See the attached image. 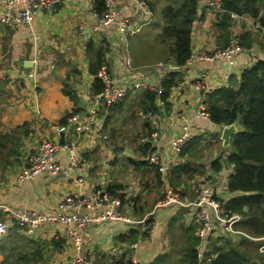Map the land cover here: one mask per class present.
<instances>
[{"label": "crops", "instance_id": "0c3cea01", "mask_svg": "<svg viewBox=\"0 0 264 264\" xmlns=\"http://www.w3.org/2000/svg\"><path fill=\"white\" fill-rule=\"evenodd\" d=\"M208 1L199 0L198 18L192 29V54L205 52L213 55L228 46L235 32L241 36L247 34L251 46L245 47V51L237 56V66L232 73L225 60H196L194 64L180 70L173 58H168L166 46L160 44L159 38L151 34L153 26L156 28L160 19V13L156 8L153 9L156 0H146L153 14L150 21L135 2L118 0V20L129 18L135 27H141L133 36L128 33L121 34L117 25L94 34L91 31L94 24V0H60L54 11L38 15L30 26L18 30L6 28L0 23V132H11L25 123L29 126V136L23 139L20 155L11 165L0 170V221L9 220V215L1 206H7L16 212L34 211L61 216L59 204L65 199L91 195L96 190H108L115 186V189L122 193L123 214L131 220L142 219L151 213L147 212L152 208L148 206V201H153L167 186L172 187V178L178 177L173 170L169 177L161 182L156 169H150L143 163L150 152L146 156L143 154L142 145L145 144L144 140L149 138L146 127H152L160 133L157 149L162 158L173 160V168L187 163L202 167L203 172L193 176L198 178L196 182L193 178L187 179L185 175L174 180H177V185L173 187L179 188L186 200H195L198 185L201 183L212 185L221 200L228 201L235 196L228 191L229 176L233 173V167L226 162L230 151L222 146V128L211 121L196 117L197 109L206 101L207 96L196 90L194 82L200 74H206V84L213 92L227 87L232 77H239L243 70L254 66L259 60H264V28L250 16L235 18L236 15H233L234 20L226 34L218 25L221 17L208 9ZM3 11L4 8L0 7V12ZM80 26H83L82 31ZM151 36L152 41L149 40ZM90 43L95 50L104 49L103 60L110 68L114 86L139 79L157 84L169 78L171 73L178 72L175 78L177 85L172 87L168 99L170 107L166 108L158 99L160 110L154 118L145 116L143 109L136 104H133L135 108L125 104L121 110L102 108L99 118L107 128L104 140L98 141L94 133L80 134L75 127L69 125L65 140L67 144H75V150L70 152L64 147L58 150L55 160L60 165L61 172L18 182L17 176L26 167L28 156L36 152L43 141L59 142V133L56 132L55 126H60L63 120L68 123L72 114L87 112L95 93L96 80L91 71L95 52L88 48ZM155 46L159 48L158 54L166 57L164 61L141 65L139 53L152 51ZM145 60L150 61L146 58ZM129 61L132 62L131 67L128 65ZM142 91L143 89L135 90L128 96L127 101L134 102L136 95ZM135 102L138 103V100ZM126 112L130 114L129 117L124 115ZM139 115L141 119L135 125L138 127V133L135 131L133 148L126 145L128 140H113L117 136L116 132L121 131V127L116 128V124H120L123 117H128L134 122ZM182 115L185 120L180 118ZM118 119L121 120L117 121ZM186 124L190 127L192 138L197 137L200 141V145L196 147V152L199 153L197 157L191 151L182 157L173 150L172 143L180 136L182 127ZM141 133L142 139L138 142L136 136ZM207 138L210 143L208 148ZM72 157L82 158L78 167H72ZM216 160L220 163L219 171L211 167ZM79 179H83V183H79ZM135 180H138L137 185ZM186 181H191L190 185L193 182L194 199L188 194ZM151 191L154 193L151 194ZM142 206L145 210L143 213L139 211ZM93 212V209L86 208L81 213ZM72 213L73 210L67 212ZM195 222L196 216L192 210H158L154 216L155 228L147 238L136 241H140L136 250L133 249L136 242L126 241L125 236L135 229L140 237L138 227L125 222L95 226L90 229L89 236L83 239L82 253L92 264H116L113 261L115 256H125L126 260L117 263L127 264L134 255L137 256L139 264H152L156 258L164 255H168V260L176 250V240L179 247L184 246L183 233L180 239L182 242L179 243L178 239L182 232L181 226H194ZM9 225L13 228L11 222ZM238 229L248 233L240 226ZM67 231V226L52 224L27 234L42 246L48 264H68L74 247L72 238L66 234ZM233 238L237 240L241 236ZM215 240L217 238L209 239L206 243L207 249Z\"/></svg>", "mask_w": 264, "mask_h": 264}, {"label": "trees", "instance_id": "16d2710c", "mask_svg": "<svg viewBox=\"0 0 264 264\" xmlns=\"http://www.w3.org/2000/svg\"><path fill=\"white\" fill-rule=\"evenodd\" d=\"M223 3L224 13L219 16L221 19L218 25L224 33L228 34V29L234 20L233 15L250 16L264 28V0H224ZM198 5L199 0H168L161 9V21L156 25V29L159 30L157 37L160 44L166 46L168 58L171 56L180 70L185 68L192 54V29L198 18ZM155 8L154 4L153 9ZM96 10L100 14L105 12V0H96ZM241 38L243 47L250 48L249 35L247 38V34H244ZM88 48L95 52V61H91V71L96 76L94 82V94H96L104 87L97 78V74L104 64L105 51L103 48L95 50L92 43L88 45ZM177 75L178 72H173L162 82L161 94L143 89L136 95L134 102L127 101V96L122 102L107 109L121 110L125 104L131 107L136 104L143 109L145 116L148 113L155 116L160 110L157 104L158 99L166 108L170 107L168 99L172 87L177 85L175 79ZM136 100L138 103L135 102ZM205 102L213 124L223 127L239 122L245 128V132L232 138V148L229 149L230 152L226 158V162L233 167V173L229 176L228 191L235 196L228 201L224 199L220 201H225L224 207L229 214L241 215L243 220L238 226L248 231L254 238L264 237V60H259L254 66L243 70L239 77H232L227 87L216 89L208 94ZM66 124V120H63L59 125ZM28 127L25 123L15 127L11 132H0V170L11 165L20 155L23 139L29 136ZM146 128L148 131L146 134L150 137L155 129ZM187 145L180 153L181 156L184 157L191 151L197 157L199 153L196 152V147L200 145L199 139L194 137ZM142 147H144L145 156L152 149L151 143L147 141ZM143 163L147 164V162ZM211 167L219 171L220 163L216 160ZM173 170L178 174V177L172 178L173 186L177 185L175 183L177 180H174L180 179L183 175L187 179H192L195 174L203 172L202 167H198L195 163H187L176 169L174 167L171 172ZM171 172L163 177L157 171V177L160 181H164ZM173 186L172 188L179 190ZM115 187L109 188L108 191L117 190ZM179 191L184 197L183 192ZM157 203L156 200L152 207H155ZM146 208L148 209L147 204ZM139 211L145 212L144 206ZM10 228L0 237V264H48L42 246L29 236L27 231L20 230L15 225L12 229ZM197 230L196 222L194 226H181L184 243L183 264H199L200 262L201 240L197 236ZM138 239L139 233L135 229L125 236L126 241L133 243ZM212 242L205 256L207 258L211 255L217 256L213 261L214 264H256L257 262L264 264V252H260L263 241L256 242L244 237L235 240L231 236L222 235ZM167 258L168 255L161 256L152 264H164ZM116 264H122V262ZM127 264H132L131 258Z\"/></svg>", "mask_w": 264, "mask_h": 264}, {"label": "built area", "instance_id": "2783aa9c", "mask_svg": "<svg viewBox=\"0 0 264 264\" xmlns=\"http://www.w3.org/2000/svg\"><path fill=\"white\" fill-rule=\"evenodd\" d=\"M135 2L144 15L148 16L149 21L152 19V11L148 7L146 0H130ZM60 0H0V7L4 8L0 12V23L6 28L18 30L30 26L32 20L38 15L49 13L55 10ZM224 0H209L207 3L210 9L217 16L224 13ZM105 12L100 14L96 10V1L94 0L92 8V17L94 24L91 31L98 34L100 31H106L117 25L120 33H128L133 36L136 34L140 26L136 27L131 23L129 18L118 20V0H105ZM237 18V16H234ZM83 26H80V31ZM241 35L235 32L227 47L216 51L213 55L205 52L198 54H191L186 66L192 65L196 60L215 62L218 60H225L229 66L230 73L237 66V56L244 52ZM132 66V62L128 64ZM228 77V76H227ZM97 78L100 79L103 90L99 93L93 94L90 106L85 114L76 113L68 119L65 126H55V130L60 134L64 129H68L69 125L75 127V130L82 134H96L100 138L106 135V127L103 121L99 118V113L102 108H109L112 105L122 102L127 96L137 89H147L154 91L157 94L163 92L162 82L152 84L143 81V79L133 80L123 85L114 86L112 84V77L110 68L106 63L98 70ZM207 75L202 73L195 80V88L207 96L212 91L206 84ZM128 84V85H127ZM162 105L163 102L160 101ZM147 117L154 118L152 113H148ZM196 117L211 121V115L208 112L206 102L200 104L196 111ZM182 120L185 117L180 116ZM67 132V131H66ZM160 133L155 131L149 138L144 141L151 143L152 149L146 157L147 166L150 169H156L165 177L173 169L174 163L172 159H164L160 156L157 149ZM192 139V133L188 124L182 127V132L178 138L172 143L173 150L176 154H180ZM66 150L73 152L75 144H65L63 146ZM61 148L58 141L45 140L39 149L30 154L27 158L26 167L18 174L17 181L25 182L34 179L40 175H57L61 172L60 165L56 162V154ZM82 162L81 157H72V167H78ZM79 183H83V179H79ZM197 198L193 201H188L182 196L179 190L167 186L164 192V198L161 199L154 210L147 214L140 220H131L128 216L123 214L122 197L119 190H96L91 195H79L78 197H69L59 204V209L62 212L61 216H53L41 214L34 211H13L7 206H1V209L9 215V220L0 221V237L10 228L9 222L15 225L20 230L31 232L34 229L50 226L52 224H62L67 226V236L73 240V256L68 264H92L82 253V245L84 237L89 236V231L95 226H102L112 222H125L138 227L140 229L139 240L148 237V234L155 228L154 216L158 210L170 208H185L192 210L196 216V223L198 224L197 236L201 240L200 243V262L199 264H214V259L217 257L211 255L206 257L207 242L209 239L218 238L219 235H226L239 238L244 237L253 241H263V238H253L248 233L240 231L238 224L243 220L241 215L229 214L225 208L224 202L218 199L214 187L210 184L201 183L198 185ZM93 209L92 214L81 213L84 209ZM73 210L74 213L67 214L68 211ZM73 227V229H72ZM70 228L72 230H70ZM79 232V233H78ZM140 241L134 243L133 249L139 247ZM206 246V247H205ZM260 252H264V243L260 247ZM132 264H139L136 255L131 257Z\"/></svg>", "mask_w": 264, "mask_h": 264}, {"label": "rangeland", "instance_id": "374dc122", "mask_svg": "<svg viewBox=\"0 0 264 264\" xmlns=\"http://www.w3.org/2000/svg\"><path fill=\"white\" fill-rule=\"evenodd\" d=\"M168 3V0H156V11L158 12V13H160L159 15H160V19L158 20L159 21V23H160V21H161V18H162V14H161V9L163 8V6L165 5V4H167ZM245 17H247V15H245ZM249 18V17H248ZM149 31V30H148ZM158 33H159V30L158 29H156L155 28V26H153V29H152V31H151V34H152V36L154 35V36H157L158 35ZM152 36L149 38V40L150 41H152ZM158 51H159V48L157 47V46H155V48L152 50V51H148V52H143V53H139V60L142 62V64L141 65H144V63L146 64V65H148V64H150V63H153V62H157V61H164V58H166L165 56H163L162 57V55H160V54H158ZM155 55V57H153ZM146 59H150V61L149 62H147L146 60H145V58ZM149 57V58H148ZM160 57H162L163 58V60H161V58ZM134 60V59H133ZM124 115H126V116H128V115H130L128 112H126ZM123 116V115H122ZM125 116V117H126ZM121 117V116H120ZM119 117V118H120ZM129 117V116H128ZM126 118V119H123L122 118V120L121 119H118L117 121H119V120H121V122H120V124H116V128H119V127H121V131H117L116 132V134H117V136H119L120 138H118L117 136H116V138H114L113 140H118V141H121V140H125V141H127L128 140V142L126 143V145H128V146H130V147H132L133 148V145H134V135H135V131H137V133H138V127L137 126H135L137 123H138V121H140V119H141V116L139 115L138 117H136V119H134V122H133V120H129V118ZM209 122V121H208ZM106 130H107V128H106ZM148 132V131H147ZM145 133V132H144ZM221 133V132H220ZM142 135H143V133H141L140 134V136L139 135H137L136 137V139L138 140V142H140V140L142 139ZM105 136L106 135H104L103 137H99V136H97V140L99 141H101V140H104L105 139ZM110 139H109V142H108V145H110L109 143H110ZM209 142H208V138H207V142H206V146H207V148L209 147ZM107 145V146H108ZM126 150H128V149H126ZM135 173V172H134ZM134 173H132V175L134 174ZM187 178V177H186ZM193 179H194V182H196L197 180H198V178H196V177H193ZM138 180H135V184L137 185V182ZM190 182L191 181H186V183H185V186H186V188L188 187V194H189V196L192 198V199H194L195 198V194H194V192H193V190H192V186H193V182H192V184L190 185ZM134 184V185H135ZM188 185H190V186H188ZM131 186V185H130ZM133 186V185H132ZM179 189V188H178ZM164 192H165V189L163 190V192L162 193H159L157 196H156V198L153 200V201H148V206H153L154 205V203L156 202V200L158 199V201L157 202H159L161 199H163L164 198ZM154 193V191H151V194H153ZM122 194V193H121ZM120 194V195H121ZM147 195H148V193H146ZM195 200H196V198H195ZM154 209H153V207L152 208H150V210L149 211H147V212H152ZM248 232V231H247ZM26 233H30V232H26ZM182 238V232H181V235L178 237V239L180 240ZM178 241L176 240V250L172 253V257L170 258V259H168V260H166V262L164 263V264H183L182 263V259H183V256H184V246L183 247H179V244L177 243ZM180 242H182L181 240L179 241V243ZM183 243V242H182ZM120 260H126V258H125V256H115V257H113V261H115V263H117V261H120Z\"/></svg>", "mask_w": 264, "mask_h": 264}, {"label": "water", "instance_id": "95a60500", "mask_svg": "<svg viewBox=\"0 0 264 264\" xmlns=\"http://www.w3.org/2000/svg\"><path fill=\"white\" fill-rule=\"evenodd\" d=\"M220 128H222L221 133H220L221 134L220 138H221L222 146L224 149H231L232 148V144H231L232 138L237 134L245 132L244 126L239 122H235L233 124L226 125ZM66 131L67 130L64 129L59 134V145L61 147L65 146L66 144V140H65ZM256 264H260V263H256Z\"/></svg>", "mask_w": 264, "mask_h": 264}]
</instances>
